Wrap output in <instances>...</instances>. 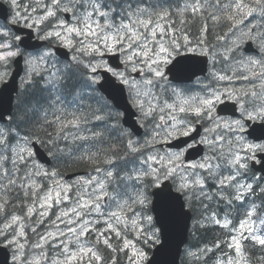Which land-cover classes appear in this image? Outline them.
Listing matches in <instances>:
<instances>
[{
  "label": "snow or ice",
  "instance_id": "6c2138e0",
  "mask_svg": "<svg viewBox=\"0 0 264 264\" xmlns=\"http://www.w3.org/2000/svg\"><path fill=\"white\" fill-rule=\"evenodd\" d=\"M143 0H141V3ZM13 5H16V0H12ZM219 4V0H217ZM254 3L264 12V0H254ZM39 4V0H37ZM44 14L41 17V21L51 19L53 23L51 27L58 29L54 32H49L46 34V38L55 36L57 39H60L62 42H65L68 46L76 47V44L73 43V39L76 40L78 44L81 45V48L78 49L82 55H87L91 53L99 54L103 56L105 52L109 54L120 53L123 56V63L127 69H130L132 72H136L138 75L141 73H146L143 78L139 81H133L129 83L128 78L124 73L113 72V70L107 65H93L91 62L84 63L83 60L74 57L78 64H80L86 71L85 75L91 83H97L98 77L95 73L103 67L105 72H111L116 76L121 83L128 85L129 91L132 97V102L135 104L141 111L142 116L145 119L152 118L155 120L158 115L159 123L155 124V129L153 131V138L149 144L155 142L157 138L161 142L167 143L170 139L177 136L188 137L193 132H196V123L203 121L205 118L211 120V113L215 110L217 103H222V96H226L228 99L232 100L234 104L239 105L241 109L242 116L248 120H264V104L259 106L253 104L251 110L245 105L243 97L248 96V92L243 93H234L233 91H225L218 93L213 91L209 96L206 97H191V98H182L178 93L173 90V96L176 97L171 103L164 102L153 103L152 100L148 103V108L145 109L144 102L141 100V97H149L152 95V89L154 87H159V80L163 77V73L160 70L161 65L169 64L172 61L173 55H179V49L184 47L180 44L179 39L175 35V28L172 32H169L167 28L160 23L168 19L167 12H158L155 15L158 19H153L152 14L148 11V8L151 7L147 5L145 7H140V4H136L135 7L128 2V0H111L110 3L101 4L100 0H51V7L47 4L44 6ZM192 9L193 15L200 13L204 9V5L200 0H195L193 4L189 6ZM227 8H234L237 15L251 16L252 13L256 10L255 8L249 7L244 3V0H234L233 3L224 5ZM88 8H91L92 11H88ZM247 8L248 11L245 12L244 9ZM79 9H84L83 12H79ZM33 11H36L33 8ZM62 11L66 13H71L77 20L75 25H69L65 20L57 17V12ZM120 17V23H116L115 17ZM209 16L213 20L218 21L220 18L209 13ZM99 17L100 19H97ZM227 20L231 21L235 19V16L228 14L225 17ZM127 22H124V21ZM36 22L34 21V24ZM202 31L207 32V25L202 26ZM6 35V33H5ZM182 39L187 40V36H183ZM190 43V41H188ZM202 42V41H198ZM0 47L8 48L9 45L3 44ZM17 53L13 51H8L5 54L0 55V60H6L8 57L16 56ZM250 64L255 67L257 64H261L260 61L252 60ZM261 67L264 68V64H261ZM251 70V69H249ZM91 73V75H88ZM264 75V73H261ZM55 75V74H53ZM242 79H248L247 76H242ZM233 77L219 76V80H229L231 81ZM251 96L256 97L255 92L251 93ZM153 100L158 101L159 98L153 96ZM257 107L259 110H257ZM179 114H182L179 115ZM179 117V118H178ZM97 120L101 117L96 116ZM50 124H58V138L67 139L66 136L60 137L59 134L63 133L64 130L68 127L78 128L80 126V118L73 115L72 119L65 122L61 117H56L55 120L50 121ZM216 128H220L221 125L213 121ZM226 130L228 132H240L245 128V124L241 122L240 119H237L233 122L226 123ZM206 131H212L213 129L207 128ZM2 135V133H0ZM78 139H86V137H77ZM12 139H15V136L11 134L9 130V137L6 138L7 142L10 143ZM51 139V137H50ZM237 142L242 140V137H235ZM220 140H223V136H220ZM4 141H0L2 143ZM202 143L208 144L210 150L215 151L219 140L213 138L211 142H208L207 139H203ZM55 143V141H53ZM129 151L135 152L140 150L139 147L135 144L129 143L127 145ZM192 147L191 144H185V148L181 152L165 154L164 156L156 157L149 156L144 163L148 164V168L143 171L141 174H137L134 179L143 185V188L137 189L134 195H129L128 199L122 204H118V211H109L107 213L101 211V204L99 201L105 200L108 198L107 192L104 190V184L101 183L98 187L100 191L93 198L90 194L91 203L84 202L81 203L77 201V208H73L72 211L76 214V220L70 221V224H75L80 221L79 229L75 227H68V232H61L59 236H55L52 233H49V236H52L53 240H60V237H64L65 240L61 241L56 245L60 249V255H63V260H53L52 264H72L73 261L82 262L84 257H87L89 264L92 260L100 262L102 264L103 257L95 250L96 246L103 244L107 248L112 249L113 251H124L131 245V241L124 238L122 233L128 229V221H131V226L133 229L143 232L144 230L140 227L138 221L144 218L143 210L149 203V194L147 189L151 186L161 188V192L157 193L158 196L166 194L165 188H162V183L165 181H171L176 184V191L180 193L185 200L191 204L193 199H198L200 197L210 198L207 196L205 189V179L202 178L199 174H195L194 179L189 180L188 175L185 172H181L180 169L182 166L177 164V161H180L184 155V152ZM242 151H247L252 153L251 156L244 158V162H241V157L238 155H233L231 163L234 166H238L239 169L247 168V160L254 159V153L259 150L264 152V144H248L247 148L241 149ZM21 152H27L28 158L24 155H21ZM17 160H14L13 163H23V167L27 169L28 159L31 158L32 152L27 147L20 149L17 153ZM158 165V167H153V165ZM216 167H219L217 165ZM190 169L199 168L202 172H206L209 177L217 179L218 189L228 188L231 184V181L236 180L237 172L234 175L225 176L223 179H218L216 176L215 169L213 165L209 162L208 158H205V162L199 164L188 165ZM8 176L9 183L15 184V180L11 178L8 173H5ZM47 175V173H45ZM107 175L112 177V172H108ZM178 180V182H177ZM147 181V183H145ZM238 184V181H237ZM246 188L247 191H254L252 184L239 185L237 192L232 196L234 200H241L244 192H241L240 189ZM197 189L199 191H197ZM264 191V189H261ZM58 199L56 203L62 202L64 199L60 197V194H56ZM223 198V196H221ZM45 204L48 200L52 199L51 193H49L45 198ZM130 201V202H129ZM231 201H229L230 203ZM44 205H42L43 207ZM50 207V205H48ZM4 208L3 204H0V210ZM78 208L85 209V215L96 214V223H102L105 227L103 229L93 228L90 225L93 223L91 220H85L84 217L77 210ZM31 211V209H29ZM128 213H131L129 216ZM123 214V215H121ZM41 215H46L41 213ZM68 215V213H64ZM248 217H251L252 213H246ZM127 217V219H125ZM16 218L14 217L13 220ZM61 219V217H57ZM147 222L151 224L152 216L146 217ZM215 223L221 227L228 228V222L225 221L223 225L220 224L219 220H215ZM247 220L242 221L240 228L244 229ZM58 227V226H57ZM251 229H249V233ZM71 233L75 239L69 240L68 234ZM95 233L93 236L94 244L89 247H84L81 243V237H85L88 234ZM107 233H112V236L107 235ZM23 235V233H21ZM241 236L245 240L252 239L254 242L258 243L260 246L264 247V238L260 236H250L245 235L241 232ZM116 238L123 241V248H113L111 243L112 239ZM41 239H47V237H41ZM137 239H140L138 236ZM157 237L155 233L151 236H144L143 242L149 243L156 240ZM235 239V238H234ZM15 243V241H12ZM71 245L76 246V250H71ZM38 247L40 245H37ZM23 247V245H20ZM219 247V245H217ZM205 252L210 251V249H204ZM235 252L239 256L242 254V244L239 240L235 242ZM143 258L144 253L139 249H136L132 256L129 257V260L132 261V264H137L135 257ZM110 264H115V261H111ZM233 264V262H229ZM239 264V261L236 262Z\"/></svg>",
  "mask_w": 264,
  "mask_h": 264
},
{
  "label": "rangeland",
  "instance_id": "374dc122",
  "mask_svg": "<svg viewBox=\"0 0 264 264\" xmlns=\"http://www.w3.org/2000/svg\"><path fill=\"white\" fill-rule=\"evenodd\" d=\"M4 1H6L7 3L10 4L9 6L11 7L12 12H13V16H12L13 22H19L23 26L33 27L37 33H39L38 27L42 26L43 23L45 24L48 21V20L41 21V17L44 14V7L43 6L45 4H47L49 7H51V0H39V4H37V0H16V5H13L12 0H4ZM252 1H251V4L253 5ZM103 2L110 3L111 1L110 0H103ZM33 8H35L36 11H33ZM83 11L84 10L79 9L78 14H79V12H83ZM90 11H92V9ZM157 11H159L160 13L167 12L168 18L170 17L171 14H174V12L162 10L160 8H158ZM201 13H202V11L199 13L200 16H201ZM57 16H58V12H57ZM96 18L100 19L99 17H96ZM62 19L65 20L64 17ZM34 21L36 22L35 24H34ZM76 23H77V20H76V18L73 17V22L68 23V24L69 25H75ZM243 24L244 25L245 24L252 25L251 22H246ZM243 24H238L236 27L242 26ZM3 29L4 28L0 29V31L2 32ZM252 29H255V23L253 24L252 27H249L248 30H244V29L240 30L239 33L237 35H235L234 38L232 37L230 39L229 43L225 42L226 46H227L226 49H228L229 47H232V50L235 48L236 52L233 51L234 54L229 53L230 57H227V58H228L230 64H226L223 66L222 69H223V71H225V73H222V74H223V76L228 75L227 77H229V76L233 77V79L231 81L223 80L229 85V87H228L229 90L227 89V90L219 91L218 93H222L225 91H233L234 93H241V92L243 93L246 90L250 91L253 89L252 87L246 88L245 85H241V83H239V86H237V84L234 85V77H235V79L238 80V82L242 79L241 78V75H242L241 69L245 70L244 75L249 76V79H250L251 75H250L249 69L262 68L261 64H263V59H264V44L260 41L261 45L259 46V44L256 42V39L260 37V34L258 32H256L255 30H252ZM56 30H58V29L52 28L51 31L49 30V32H54ZM45 31H47V30H45ZM172 31H173V29L170 30V32H172ZM175 33H176V31H175ZM6 35L8 36L7 41H12V36L9 33H7ZM42 36L44 38H46V35H42ZM246 38L247 39L250 38V39H253L255 41L256 45L261 50L262 56L259 58H254L253 56L247 57L248 59H246L245 61H243V63L240 64L242 67H239L238 66V55H239V52L241 50V47H239V45L241 46L243 44V42L247 41V40H245ZM51 40L56 45L64 46V47H67L68 49L69 48L74 49V47L68 46L65 42H62L60 39H57L55 36H52ZM75 41L76 40L73 39L74 44H75ZM179 41H180V43H182V45H188V44H186L187 40H185V43L183 42L184 41L183 39L179 40ZM3 44H5V43L0 42V45H3ZM79 48H80L79 44L77 43V51L76 52H80V51H78ZM74 50H76V49H74ZM180 50H181V48H180ZM190 50L191 49L188 48V51L192 52ZM206 52H209V51L207 50ZM5 53H6L5 48L0 47V55L5 54ZM92 55H94V53L88 54L89 57ZM74 57H75V55H74ZM175 57H176V55H173L172 59H174ZM54 58L55 57L53 55V52L48 51V50L44 51L42 53H39L36 56H33L29 61L28 71L25 75V81L30 79L31 73H33L36 68L44 67L45 65H47L46 67H49V66L51 67L53 65ZM100 58H101V55H100ZM100 58L99 59H93L91 61V63L93 65L102 64L100 62ZM7 59H10V57H8ZM252 60L260 61L261 64H257L255 67H253L250 64V61H252ZM3 61L4 60H0V63H2ZM167 65L168 64L160 66V70L163 74H164L163 69L165 70V67ZM63 70L64 69H62L57 74L61 73ZM253 71L254 70H252L251 72H253ZM134 73L135 72L131 71V74H129L128 72H126L124 74L128 78L129 83H132L133 81H136V82L140 81V79H138V80L133 79L132 74H134ZM142 74L144 76L146 73H142ZM2 76H3V73L1 72L0 77H2ZM164 77H165V75H163V77L160 78V80H159L160 85H159V87H156V90L157 89L158 90L159 89H167L168 93H169V101H166V102L171 103L172 99L174 98L173 97V87L167 81H166V84L161 86ZM216 77H217V75H216ZM245 80H248V79H243V83ZM255 81H256V79H255ZM259 81H260L259 85L264 84V78L259 79ZM43 83L46 87H49V84H46L45 82H43ZM205 88H206V91L203 94H198L196 97L209 96L210 92L212 91L213 88H209V86H206ZM214 88H216V87H214ZM177 91H175V92H177ZM153 94L156 95V97H158L157 93L154 90H152V95L147 97L149 100H152L153 103L158 102L160 104H163L165 102V101L160 100V99L158 101L153 100L152 99ZM225 97L226 96H222V100L225 99ZM245 103L247 106L250 102H245ZM59 104L60 103L56 102V97L55 96L52 97L51 105L53 106V112L51 115L54 117H61L62 119L66 120L65 116H63L64 114L61 115L62 111L58 108ZM92 109L93 108H89V111H92ZM70 116H72V115H70ZM75 116L80 118L81 128L87 130L84 135L78 136V137H86V139H81V140L91 139L89 130L92 129V127H91L92 125L90 123L93 120L94 121L97 120L95 118L97 115L96 116H93L92 114L87 115L86 110L84 108L80 107L79 111H77V114ZM100 120L101 119H99L97 121H100ZM208 121H209L208 122V128L213 129L212 131H210L211 133H213L214 131H216L218 129V128H216L215 124L213 123V121H215V120L211 119ZM230 122L231 121H226V122H217L216 121V123H219L221 125L220 128H222V130H226L225 125H226V123H230ZM93 123H96V122H93ZM101 126H104V125H101ZM110 126L115 130L117 128V123L110 124ZM70 129L73 133L77 132V130H75L73 127H70ZM154 129H155V126H152V128L149 130L151 132V135L148 137V139H146V141L148 143L150 141H152ZM206 132L209 133V131H206ZM6 133H7V131H6ZM18 134H21V133L14 131V135H18ZM217 135L219 136L220 133H218ZM70 137L71 138H77V137H73V135ZM99 137L103 138L101 135H99ZM1 139H2V137H0V141H1ZM29 139L32 140L31 138H29ZM206 139L208 142L212 141L208 137V135L206 136ZM119 140H121L125 143H127V142L129 143L131 138L128 135L125 138L119 139ZM106 143L108 145V146H106L108 149H112V148L117 149V147L115 145H111L108 142H106ZM228 143H230V144L232 143L230 139L228 140ZM248 144H252V143L246 142L245 140L242 139L238 142V145H236V148L241 150L243 147L246 149ZM138 146L143 147V143H140V145H138ZM149 146L155 147V142L149 144ZM25 147L30 149V144H28L26 140L25 141L21 140V141L17 142L16 144L12 145L11 150L14 151V153H12V159L17 160L16 153L20 149L25 148ZM216 149H218V148L216 147ZM156 150H157L156 154H151L150 156L160 157V156L165 155L160 150H158V149H156ZM4 151H7V149H5ZM144 151H149V150H144ZM72 153L75 156H79L78 159H84L83 155H85V154L80 153L78 155L76 152H72ZM25 154H27V152H21V155L25 156ZM233 155H236L235 153H233V151H230L228 149L224 150L222 147H220L219 150H217V151L215 150V152L212 153V155H210V154L206 155L209 162L213 165V168L215 169L216 174L219 175V179H223L225 176H227L226 175V169H227V167H229V165H233L231 163V161L233 159ZM217 157H218V161L215 160ZM91 158H94V157H91ZM147 158H148V156L146 155V158H145L143 156V154L137 156L136 161L139 165H135L136 170H139L140 172L144 170L143 168L146 165V163H144V161L147 160ZM6 160H7V157L2 156V154L0 152V161H2V163L4 164L6 162ZM110 161H113V160H110ZM219 161L223 164L224 171L219 170L221 167H219V169H218V167H216L218 165ZM203 162H205V161H203ZM153 166H155V165H153ZM116 168H117V165H113V166H109V167L105 168V170L107 172H109V170L115 171ZM34 171L35 170L32 168L29 172H25V176L23 178H24V180L27 179V181L22 186L24 193L27 196L26 198L29 201H31L28 205L27 210L31 209L32 213L30 215V218H35V223L29 229V230L33 229V232L32 233L26 232L28 237L25 236V230H27V228H29V223L26 224V222H28L27 218L25 219L26 216L22 217V215L20 213L13 212V214L14 213L19 214V215H21V217L14 216L16 218L15 220H13V218H14L13 217V218L5 221L6 220L5 215L0 214V222H2V223H0V235L3 237L4 241L7 243L9 248L12 247L15 255L17 257H19V259H21V258L23 259L22 261L24 264H52L53 260H63L64 259L63 255H60V249L57 248L56 245L59 244L61 241H64L65 238L60 237V240L56 243V245H53L52 248H50V245L53 242H55L56 240H53L52 236H49V233H52L55 236H59L61 232L67 233L68 227H75V228L79 229L80 223H82V221L75 223V224H70V221L77 219L76 214L72 211V209L77 208V201L78 200L81 203H84V202L91 203L92 201L90 199V194L94 198L95 195L98 194V192L100 191L98 186L101 183L104 184L105 187H104L103 191H106L107 196H108L106 202H104V200L99 201V203L101 204V211H103L105 213H107L109 211H118V208H117L118 204L124 203V201L128 199L129 195H134L135 191L137 189L143 188L142 184H137V182H130L131 183L130 184L127 180L126 183L129 184V186H128L129 188L126 190V192H124V194L122 196L119 197L116 195H110L109 194L107 188L110 187V182L103 177L104 173L97 174L94 176H85V177L79 176L78 177L79 179L76 178L72 181L67 182L65 179V176H62L56 169H53V167L50 168V170L47 172V175H45L44 172H40V171L34 172ZM179 171H181L182 173L186 171V174L188 175L189 180L194 179L195 174H199L206 181L207 174H205V172H202V170L199 168L190 169L188 167H181ZM130 172H131L130 173L131 175H134L133 170ZM3 176L5 177L6 175L4 174ZM91 177H94V178H91ZM95 177H98V178H95ZM132 178H134V177H132ZM177 182H178V180H177ZM63 190H65V196L63 199L65 202L62 203V206L58 207V206L53 204L54 205L53 208H47V204L50 203L51 200H48L47 204H45L44 198L49 193H51V194L59 193L60 194V192H62ZM69 190H70V195L68 197L67 191H69ZM43 191H45L44 194H43ZM211 191H213V189ZM214 191H216V190H214ZM226 195L228 196V193H226ZM110 198H113V199L110 200ZM42 205H44V206L42 207ZM215 205H217V204H215ZM147 209H148V207L146 206L143 210L144 218L140 219L138 221V223L140 224V227L144 230L143 232H140V231L133 229L131 226V221L130 220L128 221L129 227L127 230H125L122 233V235L124 236L125 239L130 240L132 242L131 245L127 249H125L124 251H113L112 249L107 248V251H106L103 248V246L101 248H98V246H96L95 250L100 255L102 254V251L104 250V254L101 255L103 257L102 264H110L111 261H115V264H132V261L129 260V257L132 256L133 252L136 249H139L140 251H142L144 253L143 258H141L139 256L135 257L137 264H145V262L147 260V253L145 251H147V247H146V244L143 242L142 237L144 235L145 236L146 235L147 236L153 235V232L150 230L149 223L147 222V219H146V217L149 216ZM77 210L80 212V214L84 217L85 220L93 221V223L90 225V227L100 228V229H103L105 227L102 223H96L95 222L96 221V214L95 213H93L92 215L89 216V215H85V211H86L85 209L78 208ZM24 211H26V210H23V212ZM41 212L42 213L46 212V215H41ZM60 213H61V215H60ZM64 213H68L69 216L64 215ZM121 215H123V214H121ZM128 215L130 216L131 213H128ZM58 216L61 217V219H57ZM71 218H73V219H71ZM125 219H127V217H125ZM11 220L13 221V223L10 222ZM59 223H61V224H59ZM40 227L43 228L44 230L40 234L37 235L36 234L38 232L37 230ZM16 228H17V231L14 232ZM249 229H251L250 233H249ZM241 232H243L245 235L254 234L255 228L253 227L252 223L248 221L245 228L244 229L240 228V231H238L237 235L235 236V239L232 237L231 241L229 242V245L227 246L228 250H230V252L228 253V256L217 257V259L214 262H211L210 264H229L230 261L233 262V264H236L237 261H239V264H248V259H247V256L245 254L243 245H242V254L241 255L238 256L235 252L236 240H239L241 242V244H243V241L245 240L243 238V236H241ZM13 233H15V234L12 235ZM21 233H23V235H21ZM94 235H95V233H92V234L86 235L85 237H81V243L83 244L84 247L92 246V244L95 243L93 240ZM107 235L112 236L113 234L107 233ZM138 236H140L141 240L136 241L134 238L138 237ZM41 237H47V239L46 240L41 239ZM68 239L72 240V239H75V237H73L71 235V233H69ZM12 241H15V243H12ZM113 242H114V244L112 243L113 248H123V241L122 240H119V239H116L113 237ZM20 245H23V247H20ZM37 245H40V246L38 247ZM151 245H150V247H151ZM41 247L47 248L48 252L40 254V251L42 250ZM70 247H71V250H73V251L76 250L75 245H71ZM97 249H102V251L97 250ZM124 253H126V254H124ZM186 254L189 258V261H190L191 257H192V259H196L198 257V260H201L202 258L205 257V251L204 250L203 251H196V250L188 249ZM201 254L203 255L202 257H200ZM206 259L207 258L203 259L200 263H202ZM94 261L95 260H92L91 263ZM72 264H78V261H73ZM79 264H89L88 258L84 257L82 262H79ZM94 264H100V262H96Z\"/></svg>",
  "mask_w": 264,
  "mask_h": 264
},
{
  "label": "trees",
  "instance_id": "16d2710c",
  "mask_svg": "<svg viewBox=\"0 0 264 264\" xmlns=\"http://www.w3.org/2000/svg\"><path fill=\"white\" fill-rule=\"evenodd\" d=\"M156 1L160 9L174 12V14L170 15L168 23H172L174 25L176 35H182L184 31V34L192 35L195 39H201V36L206 35V40L212 41V36H216L218 39L224 40L226 37H229L231 33L233 35L238 28L245 27L247 24L244 25L243 23H246V21H264V12H262L260 8L254 3V0H244L245 4H247L251 8H255L256 10L252 13L251 16L243 17L241 15H237L234 8L226 9L224 7V5L233 3L234 0H219V4L217 3V0H200L203 5L205 4L200 17H194L191 16L190 13H188V10H191L189 9V6L193 4L195 0ZM169 1H171V3H169ZM251 1L253 2V5L251 4ZM180 10L188 12L187 14L184 12L183 15H179ZM214 11L216 12L214 13ZM244 11L247 12L248 9L245 8ZM209 13H212L220 19L218 21L213 20L211 16H209ZM228 14L234 15L235 19L231 21L227 20L225 17ZM253 14H257V17H253ZM204 24L207 25V32L201 30ZM234 24L243 25L235 27ZM256 30L259 32V34L262 33L260 31L261 28L257 26ZM233 51L236 52V49L234 48ZM240 52L238 56H240ZM240 58L241 57H238V59ZM69 72L71 71H67L66 74L63 73L59 82L64 83L65 86H68L64 90V96L67 100L73 101L74 107H76L75 105L87 103V100L94 101L99 97L95 91L93 83L89 81L91 85L92 95L81 98L79 85L82 79L86 76H76L73 74H69ZM45 88L46 86L43 82L38 83L37 80H34L28 88L20 91L19 95L16 98L12 123L14 124L13 127L18 132H22L21 134L36 140L41 144V146L46 148V151L49 152L52 156L53 168H56L61 175H68V173L74 174L75 171H89L91 174H93L98 169H104L122 162L120 160H115L114 162L110 160L127 158V156L129 155V150L126 149L125 142L119 140L118 137L116 138V133L110 131L111 128L109 127L111 126L109 125L91 129V139L87 141L78 138H71L70 136L66 135L69 127L66 128L63 133L59 134L60 137L66 136L67 139L58 138L57 133L59 125L49 123L50 121L55 120L56 117L51 115L53 112V106L50 103V99L47 98V95L43 96L44 93L42 92V90ZM260 89L261 90L256 91V97L251 96V92L247 91L249 93L248 98L250 104L254 103L257 106L264 104V100H261V97L258 94V92H264V85H262ZM42 96L43 99H41ZM64 96L59 94V99L55 96L56 102L60 103V100H63ZM80 107L81 106H78L75 109L79 111ZM77 111L75 113H77ZM66 121L67 119L65 120V122ZM99 135H102L103 138H100ZM53 141H55V143H53ZM89 142L91 143V145H86ZM106 142L110 143L111 145H115L117 147V149L115 148L116 152L114 150V152L111 154L110 149L106 147L108 146ZM72 152H78L81 154H88L91 152L96 158L95 161L93 160V158H89V160L78 159L79 156L73 155ZM119 164L122 165L123 163ZM2 165L3 163L2 161H0V173L3 171ZM24 176L25 171H20L17 174L14 173L11 178L15 180V184L12 188H10L7 187L4 182H2L3 177L2 174H0V195L3 196L2 201L0 200V204L4 205V208L0 210V214H4L5 218L12 212H20L22 216L26 215V212H23V209L29 204V200L26 198L27 196L24 193L22 187ZM128 177H130V172L128 171L126 166L116 169L113 172V180L110 181V187L107 188L109 194L119 197L122 196L124 192H126V190L129 188V184L126 183ZM262 188L264 189V186ZM204 191L207 192V196L210 198H204L203 201L193 200L194 203L191 205L194 214V229L191 232L189 247L196 251L210 249L214 250V252L219 251L221 253H224L226 251V245L230 234L228 231H225L224 227L213 224L215 222V219H219L221 221L220 224L223 225L227 218L216 211L217 209H219L218 205L220 204V201L216 199V193L223 192L217 190L214 193L216 197L215 198L210 189ZM253 196V200L258 206L259 211L264 215V191L261 190L259 192H254ZM231 205L232 204L227 205L228 209L224 210V214H226L227 212H231V210L233 209ZM221 207L225 208L226 205L222 204L220 208ZM217 215L221 217H216L214 219V217ZM152 229H154L153 226ZM144 236L142 238H144ZM134 239L136 241L141 240L137 239V237H135ZM111 243L114 244L113 239ZM217 245H219V247H217ZM261 248L262 247H256L255 249H251L250 246L247 247L248 255L250 256L253 264H264V257L262 255H258L259 252H261L259 251ZM207 252L209 254V251ZM202 256L203 255L201 254L200 257ZM196 259L198 260V257ZM191 262V260L188 261V259H184L183 264L196 263V261L192 263ZM197 264L199 263L197 262Z\"/></svg>",
  "mask_w": 264,
  "mask_h": 264
},
{
  "label": "bare ground",
  "instance_id": "6f19581e",
  "mask_svg": "<svg viewBox=\"0 0 264 264\" xmlns=\"http://www.w3.org/2000/svg\"><path fill=\"white\" fill-rule=\"evenodd\" d=\"M204 1V0H203ZM210 1V0H209ZM221 1H223V0H221ZM128 2H130L132 5H133V7H135L136 6V4H140V7H145V6H147V5H150L151 7H149L148 8V11L152 14V16H153V19H158V17L155 15L156 13H158L159 11H157V9L159 8V6H158V4H157V1L156 0H143V2L141 3V0H128ZM167 2V1H166ZM100 3L101 4H104L105 2H103V0H100ZM202 3V2H201ZM206 3V2H205ZM205 5V4H204ZM40 6V5H39ZM189 6V5H188ZM185 9V8H184ZM189 9H191L190 7H189ZM80 10H84V9H80ZM91 10V8H88V11H90ZM189 11V12H188ZM187 12L188 13H190V15L191 16H194V17H200V15H199V13H197V14H195V15H193V12H192V9L191 10H188ZM186 13L187 14V12L186 11H182V10H180L179 11V14L180 15H183V13ZM216 11H214V13H215ZM65 15V16H64ZM257 14H253V17H257L256 16ZM9 16H10V19H9V24H11V26L13 27V26H15V24L17 23V24H21V23H19V22H13V20H12V16H13V12H12V9H11V11H10V14H9ZM65 17V18H67V20H65L67 23H71V22H73V17L74 16H72V14L71 13H66V12H62V11H59L58 12V18H60V19H62L63 17ZM75 18V17H74ZM115 19H116V23H120V17L119 16H116L115 17ZM169 19V18H168ZM168 19L167 20H164V21H160V23L161 24H163L166 28H167V30L170 32V30L171 29H173V28H175L174 27V25L172 24V23H168ZM258 19V18H257ZM124 22H127L126 20L124 21ZM246 22H250V21H246ZM53 23V21L51 20V19H49L45 24L43 23L42 24V26H40V27H38V30H39V32H40V35H41V39H40V45H39V48H43V49H45L46 51L48 50V51H53L54 50V48L55 47H62V48H66V49H68L67 47H64V46H60V45H56V44H53L52 43V40H51V38L52 37H50V38H44L42 35H46L48 32H49V30L51 31V29L53 28V27H51V24ZM206 23V22H205ZM255 23V29H252V30H255L256 32H258L257 30H256V26L257 27H259V28H261V34H260V37L259 38H257L256 39V42L259 44V46L261 45V43H260V41L264 44V21H251V24L252 25H249V24H247L245 27H242V28H238L237 30H236V32L232 35V33L230 34V36L229 37H226L224 40L223 39H218L216 36L215 37H213L212 36V41H210V40H206V35L205 36H199L201 39H195L194 38V36H192V35H187V34H184V31H183V34L182 35H176V33H175V35H176V37L177 38H179V40H182V37L183 36H187V43L186 44H188V45H184V47H181V50L179 51V55H176V57H179V56H183V55H186V54H190L191 52H189L188 51V48H190L191 50L190 51H196L198 54H203V55H205L206 57H207V59H208V63H209V65H210V67H211V73H209V74H207V76H206V78H207V85L209 86V88H213L212 89V91L211 92H213V91H216V92H219V91H223V90H229V85L225 82V81H221V80H219V76H221V74L222 73H225V71H223V66L224 65H226V64H230V62H229V60H228V58L227 57H230L229 56V53H231V54H234L233 53V50H232V47H229L228 49H226V43L225 42H230V39L233 37H235V35H237L238 33H239V31L240 30H248L249 29V27H252L253 26V24ZM205 25V24H204ZM238 24H234V26L236 27ZM45 30H47V31H45ZM180 32H181V30H180ZM189 32H191V31H189ZM6 34L7 33H9L11 36H12V40H13V38H14V33H13V30L12 29H9L7 32H5ZM204 33V32H203ZM259 33V32H258ZM205 34V33H204ZM203 34V35H204ZM250 36V35H249ZM248 38V37H247ZM245 39V40H247V41H245V42H243V44L240 46L239 45V47H241V52H240V56H238V57H241L240 59H238V66L239 67H242L240 64L241 63H243V61H245L246 59H248L247 57H251V56H253L254 58H259V57H261L262 56V53H261V50L258 48V46L256 45V43H255V41L253 40V39ZM7 39H8V36L7 35H5L4 34V40L5 41H7ZM184 40V39H183ZM188 41H190V43L188 42ZM198 41H202V42H199L198 43ZM180 42V41H179ZM184 43H185V40L183 41ZM75 44H76V47H74V49H76V50H74V49H68V50H70V52H71V57H69V58H54V62H53V65L50 67H46L47 65H45L44 67H38V68H36L35 70H34V72L33 73H31V77H30V79H28L27 81H25V75H26V73H27V71H28V65H29V60H27L26 61V63H25V66L23 67V68H21L20 69V76H21V78H22V80H23V82L25 83V86L26 85H29V84H31L34 80H37V82L38 83H40V82H45L46 84H49V87H46L45 89H43L42 90V92L44 93V95L43 96H45V95H47V98L48 99H50V103H51V98L52 97H54V96H56V97H58V95L60 94V95H62V96H64L65 94H64V90L66 89V87H68V86H65L64 85V83H61L60 82V85H59V87H57V88H55V87H51V85H50V83H49V80H51V79H58V80H60L61 79V77H62V75H63V73L65 72V70H70L71 72H69V74H73V75H78V76H84L85 75V69L80 65V64H78L77 62H76V60H74L73 58H74V55H75V57L76 58H79L80 60H83V62L84 63H88V62H91L93 59H99L100 58V55H98V54H95L94 53V55H92V56H88V54L87 55H82V53L81 52H76L77 51V42L75 41ZM180 44H182V43H180ZM248 45H250V47H252L253 49H254V55H251V54H248V53H246L245 52V48L248 46ZM79 47L81 48V45L79 44ZM17 50L18 49V47H14V50ZM209 51V52H206V51ZM121 56H122V54H121ZM175 57V58H176ZM174 58V59H175ZM122 59H123V56H122ZM174 59H172V61L174 60ZM171 61V62H172ZM100 62H101V59H100ZM170 62V63H171ZM263 64H264V59H263ZM0 68L1 69H3V70H5V71H9V72H13L15 69H16V67H15V63H14V60H13V58H10V59H6V60H4L2 63H0ZM72 68H77L78 70L80 69V71H78L77 69H72ZM166 68V67H165ZM62 69H64L61 73H59V74H57L58 72H60ZM252 70H254L253 72H251ZM99 71V70H98ZM97 71V72H98ZM163 71H164V69H163ZM241 71H242V75H241V77L242 76H245L244 75V72H245V70H243V69H241ZM250 75H251V78L249 79V76H247L248 77V80H245L244 81V83H243V79H241L239 82H238V80L237 79H235V77H234V85L235 84H237V86H239V83H241V85H245V87L246 88H249V87H252L253 89L252 90H250V91H248V92H256L257 90L259 91V90H261L260 88H261V86L262 85H259V83H260V81H259V79H263L264 78V75H262L261 73H264V68H257V69H251L250 71ZM221 73V74H220ZM53 74H55V75H53ZM88 75H91V73H88ZM216 75H217V77H216ZM223 75V74H222ZM228 75H226V77H227ZM230 77V76H229ZM143 78V74L141 73V75L139 76V78L138 79H142ZM138 79H136V80H138ZM255 79H256V81H255ZM83 81V82H82ZM82 81H81V83H80V85H79V91H80V94H81V98H83V97H85V96H91L92 95V90H91V85H90V83H89V80H88V78H87V76L85 77V78H83L82 79ZM166 81L168 82V80L164 77L163 78V82H162V84H161V86H163L164 84H166ZM169 83V82H168ZM2 84V82H0V85ZM160 85V84H159ZM255 87H254V86ZM264 85V84H263ZM201 86H203V85H201ZM216 87V88H214V87ZM152 90H154L156 93H157V95H158V97H159V99L160 100H163V101H169V93H168V90L167 89H157L156 90V87H154ZM173 90H175V91H177L176 93H178L182 98H186V96H185V94L183 93L184 92V89H182V87H179V88H174L173 87ZM206 91V88H205V90H202L201 92H198V94H203L204 92ZM211 92H210V94H211ZM245 92H247V90L245 91ZM242 93V92H241ZM43 96H42V98L41 99H43ZM99 97L96 99V100H94V101H88V104L89 105H87V106H91L94 102H100V103H102L104 106H106V107H108L111 111H110V113L106 116V125H109L110 126V124H114V123H117V128L114 130L112 127H109V128H111L110 129V131H112V132H115L116 133V138L118 137V139H123V138H125L126 136H128V135H130V134H128L124 129H123V127H122V121H121V118H120V116L115 112V111H113L112 109H111V107L109 106V103H108V101L105 99V98H103V97H101L100 95H98ZM153 96H155L156 97V95H154L153 94ZM174 97V99H176V97L175 96H173ZM249 95L248 96H245L244 98H243V100H244V102H249ZM58 99H59V97H58ZM142 101L144 102V106H146V105H148V102L145 100V99H142ZM84 105V104H83ZM245 105H246V103H245ZM249 105H250V103L247 105V107H249ZM76 107H78V106H82V104L81 105H75ZM73 106V101H69V100H67L66 98H65V96H64V98H63V100H60V104H59V106H58V108L62 111L61 112V115H63V116H65V118L67 119V120H70V119H72V117H73V115H76L77 113H75L77 110L75 109L76 107H74ZM14 108H15V106H14ZM73 108V109H72ZM71 112V113H70ZM70 115H72V116H70ZM179 115H181L182 116V114H179ZM111 117V118H110ZM179 118V117H178ZM93 122H96V123H93ZM211 122V121H210ZM93 123V124H92ZM102 123H103V120H100V121H92L90 124L92 125L91 127H92V129H95V128H97V127H100L101 125H102ZM148 126H149V128L151 129L152 128V126H154L150 121H149V123H148ZM108 127V126H107ZM208 128V124H204L203 125V129L205 130V129H207ZM156 131H159V129H155ZM220 130H222V128H220ZM14 131L15 132H18L14 127H11L10 128V132L11 133H13L14 134ZM68 132H66V135H68V136H72L74 133L71 131V129H70V127L68 128V130H67ZM90 131V130H89ZM206 131V130H205ZM210 132V131H209ZM22 133V132H21ZM218 133H220L218 130H216V131H214L213 132V136H217L218 138H220V135H222V134H224L225 132H222V133H220V135L218 136L217 134ZM151 135V132L150 131H148L147 130V128L145 127L144 129H143V131L141 132V134L139 135V136H134L133 137V139H131L130 140V142L129 143H132V144H135V145H140V143H143V147H139V149L140 150H138V151H135V152H132V151H129V155L127 156V158L126 159H124V158H118V159H113V161H115V160H120V161H122V162H119V163H123L122 165L121 164H116L117 165V168L116 169H118V168H122V167H127V169H128V171L130 172V171H132L133 170V173H134V175H131L130 174V177H128V182L130 183V182H137L134 178H132V177H135L137 174H141V173H143V171L145 170V169H147L148 168V164H146L145 166H144V170L143 171H139V170H136V166L135 165H139L138 163H137V161H136V158H137V156L138 155H141V154H143V156L146 158V155L149 157L151 154H156V152H157V150H156V148L154 147V146H149V143L146 141V139H148V137ZM84 141H87V140H84ZM31 142L32 143H35L36 142V140H34V139H32L31 140ZM128 142L127 143H125L126 144V149L127 150H129L128 149V147H127V145L129 144ZM86 145H91V143L89 142L88 144H86ZM30 149H32V146L30 145ZM114 150H115V148H112V149H110V152L111 153H113L114 152ZM144 150H149V151H144ZM209 150H210V148H209ZM216 151L218 150V149H215ZM115 152H116V150H115ZM210 152L211 153H207L208 155L210 154V155H212V153H214L215 151H212V150H210ZM12 153H14V151H4V152H1V154H2V156H6L7 157V160H6V162L2 165V168H5V167H10V165H11V161L13 160L12 159ZM78 155L80 154V153H78V152H76ZM84 156V159H88L89 160V158H91V157H94L93 158V160L95 161V156L93 155V153H88V154H85V155H83ZM216 156V155H215ZM50 159H51V167H53V159H52V156L50 157ZM216 161H218V157L215 159ZM218 165H219V167H221L220 169H219V167H218V169L219 170H222V171H224V166H223V164L219 161V163H218ZM111 168V167H110ZM228 168V167H227ZM53 169H56V168H53ZM57 170V169H56ZM58 171V170H57ZM3 172V174H2V177H3V181L2 182H4V184L7 186V187H10V188H12L14 185L13 184H10L9 183V179H8V176H3L5 173H6V171H2ZM26 172V171H25ZM109 172H112V170H109ZM114 172V171H113ZM113 172H112V174H113ZM101 173H104V175H103V177L106 179V180H108L109 182L111 181V180H113L112 179V177H110L109 178V176L107 175V171L105 170V168L104 169H98V170H96V172L95 173H93V174H91L89 171H75L74 172V174H69L68 173V175H62V176H65V179H66V181L67 182H69V181H72V180H74V179H79L78 177L79 176H94V175H97V174H101ZM131 173V172H130ZM205 174H207L206 172H205ZM11 177L14 175V174H9ZM113 176V175H112ZM216 176H217V178L219 179V175L218 174H216ZM91 178H94V177H91ZM95 178H98V177H95ZM207 179H209V181L211 182V183H214L215 184V188H216V183L218 182L217 181V179L215 180V179H213L212 177H209L208 176V174H207V177H206V180ZM27 181V179L26 180H24V182H23V185L25 184V182ZM145 183H147V181H145ZM3 184V185H4ZM131 184V183H130ZM137 184H140V183H138L137 182ZM143 186V185H142ZM173 186L174 187H176V185L173 183ZM150 189H151V187H149L148 189H147V192H148V194H149V192H150ZM208 189H210L209 187H206L204 190H208ZM197 191H199L198 189H197ZM45 193V191H43V194ZM31 201H29V203H30ZM67 203V202H66ZM29 205V204H28ZM28 205L27 206H25V208L23 209V210H26V211H24V212H26V217H25V219L27 218V221L28 222H26V224L27 223H29V228H27V230H29L31 227H32V225L35 223V218H30V215H31V213H32V211H29V210H27V208H28ZM235 205H231V207L233 208ZM190 208H191V210H192V207L190 206ZM202 209V208H201ZM204 209V208H203ZM148 210V209H147ZM61 212V211H60ZM193 212V211H192ZM18 213H20V212H18ZM42 213V212H41ZM58 213V212H57ZM21 214V213H20ZM60 215H61V213H60ZM14 216H16V217H21V215H19V214H16V213H14L13 214V212L12 213H10L7 217H6V220L5 221H7V220H9L10 218H13ZM67 216H69V214L67 215ZM23 217V216H22ZM59 217V216H58ZM71 219H73V218H71ZM215 220H219V219H215ZM227 220H229V218H226V221ZM220 221V220H219ZM4 222V221H3ZM67 222V221H66ZM69 222V221H68ZM0 223H2V222H0ZM193 223H194V214H193ZM220 223H221V221H220ZM59 224H61V223H59ZM63 224V223H62ZM69 224V223H68ZM213 224H216L215 222L213 223ZM217 225V224H216ZM46 226V225H45ZM63 226V225H62ZM149 228H150V230L152 231V224H149ZM44 229L43 228H39L37 231V235L38 234H40L42 231H43ZM65 231V230H64ZM231 239H232V236L230 235V237H229V239H228V242H227V245H226V251L224 252V253H221V252H219V251H216V252H214V250H210L209 251V254H208V252H205V257L204 258H202L201 260H197V259H192V257L190 258V260L192 261V262H194V261H196V263L195 264H197V262L199 263V264H210L211 262H214L216 259H217V257H225V256H228V253L230 252V250H228V248H227V246L229 245V242L231 241ZM58 241L56 240L55 242H53L51 245H50V248H52V246L53 245H56V243H57ZM244 244H243V247H244V251H245V254H246V256H247V259H248V264H253V262H252V260H251V258H250V256L248 255V252H247V247H249V241L248 240H244ZM103 246V248L107 251V247L106 246H104L103 244H100V245H98V248H101ZM153 247V245H151V247L149 246V248L151 249ZM49 248V249H50ZM188 249H191V250H193L192 248H188ZM188 249L186 250V252L188 251ZM198 250V249H197ZM39 252V251H38ZM186 252H185V254H184V258H183V260L184 259H188V261H189V258H188V256H187V254H186ZM205 258H207L205 261H203L202 263H200L203 259H205ZM191 262V263H192Z\"/></svg>",
  "mask_w": 264,
  "mask_h": 264
},
{
  "label": "water",
  "instance_id": "95a60500",
  "mask_svg": "<svg viewBox=\"0 0 264 264\" xmlns=\"http://www.w3.org/2000/svg\"><path fill=\"white\" fill-rule=\"evenodd\" d=\"M0 17L3 20L7 19V10L2 5H0ZM16 30L21 34L25 32L20 29ZM31 41L32 35L30 34L22 41V43L27 48H36L41 44L39 42ZM248 46L250 47V45ZM246 49V51H251V48ZM56 53L63 56L67 54L66 51L61 48H56ZM15 64L16 69L11 81L4 85L0 90L1 121H5V117L10 115L13 110L14 95L17 93V83L20 77L21 59L19 58ZM173 79L177 80L175 78ZM100 86L109 98L114 101L116 107L124 111V124L130 127L136 134H141V131L134 120V113L127 103L123 86L117 84L108 74H106L104 83ZM219 111L222 114L236 115V111H233L232 108ZM248 135L255 140L264 139V125H257V127L252 132L250 131ZM185 143L186 140H183L182 144ZM35 153L40 162L47 164L50 163V159L47 157L46 153L36 145ZM198 156L199 154H191L187 159H196ZM260 158L262 159L261 164L254 167L264 175V155H260ZM163 187L165 188L166 194L158 196L157 193H160L161 189H156L153 192L154 200L152 204L155 222L160 229L161 244L154 250L153 256L148 264H179L182 249L188 241V229L191 215L190 212L185 209L182 197L172 191L171 185L167 182L164 183ZM6 258L5 252L0 248V264H8Z\"/></svg>",
  "mask_w": 264,
  "mask_h": 264
},
{
  "label": "flooded vegetation",
  "instance_id": "af4514ba",
  "mask_svg": "<svg viewBox=\"0 0 264 264\" xmlns=\"http://www.w3.org/2000/svg\"><path fill=\"white\" fill-rule=\"evenodd\" d=\"M52 43H53V41H52ZM73 69H77V68H73ZM78 71H80V69ZM206 86H208L207 82L203 86H201V85H199L197 83H194L190 87H182V89H184L183 93L185 94L186 98H191V97L197 96L198 92H201L202 90H205ZM173 100H175V99L173 98L172 101ZM86 102L87 103H83L84 105L82 104L81 108H84L86 110V114L87 115L92 114L93 116L97 115V116L101 117V120H103L102 125L106 126V116L110 113L111 110L108 107L104 106L100 102H94L91 106H87V105H89L88 104V100ZM89 108H93L92 111H89ZM146 128H147L148 131L150 130L148 125L146 126ZM129 137L131 139H133L134 136L133 135H129Z\"/></svg>",
  "mask_w": 264,
  "mask_h": 264
}]
</instances>
